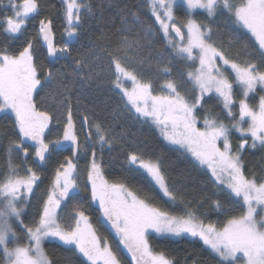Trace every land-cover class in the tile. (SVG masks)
<instances>
[{"label": "snow or ice", "instance_id": "snow-or-ice-1", "mask_svg": "<svg viewBox=\"0 0 264 264\" xmlns=\"http://www.w3.org/2000/svg\"><path fill=\"white\" fill-rule=\"evenodd\" d=\"M60 4L58 41L55 17L41 0H0V119L11 121L0 171V264H54L46 243L66 247L80 264H124L122 250L129 264H180L153 241L184 240L200 243L215 264H264V168L257 176L245 165L250 150L264 153V0H144L151 26L134 17L143 35L128 27L105 45L106 68L77 48L90 0ZM221 18L247 58L216 38ZM147 38H158L163 51L145 58ZM105 80L119 97L113 119L123 113L154 129L169 150L204 171L210 195L188 199L161 158L94 113L74 111L76 84L83 94ZM117 143L124 164L110 179ZM125 173L147 187L130 186ZM92 206L96 224L118 241L115 249L86 214Z\"/></svg>", "mask_w": 264, "mask_h": 264}, {"label": "trees", "instance_id": "trees-1", "mask_svg": "<svg viewBox=\"0 0 264 264\" xmlns=\"http://www.w3.org/2000/svg\"><path fill=\"white\" fill-rule=\"evenodd\" d=\"M44 5L45 12L51 13L55 17V30L57 33V40L61 38L63 32L62 8L60 0H41ZM93 11L88 16V23L85 25V31L80 37V44L77 48L85 56H99L101 59L96 61L100 66L106 68L107 59L101 49L105 45H114L120 38L121 31L128 27H133V32L130 35H135L136 32H143L141 25H132L134 17L138 16L144 25L151 26V21L145 15L147 8L144 6V0H90ZM55 6V7H53ZM179 12V10H178ZM202 19V17H197ZM127 20L128 24L125 25L124 21ZM207 23V21H204ZM219 25L218 28L214 26V30L217 31V39L222 40L224 45L227 46L229 42L235 46L232 49V54L237 52L241 53L242 58H247L243 53V42L236 44L235 37L237 33L233 32L230 27L224 25V20L221 18L216 22ZM2 39V37H0ZM39 48V45H37ZM249 46V51H251ZM163 48L158 42V38L153 42L152 38H147L144 47L142 49V55L147 58L149 55L156 56L158 52H162ZM46 65L47 61H43ZM154 63V61H153ZM59 67V65H58ZM72 65H70L66 71L72 72ZM79 84L73 89V105L74 111L78 108L81 113H94L95 117L103 120L106 124H112L115 127L116 133H123L124 137L128 141L136 142L146 154L159 157L163 161V166L166 172L171 176L172 180L176 183V186L181 188L186 194L187 198L193 201L202 200L205 196L210 195L209 188L211 182L208 180V176L201 169L193 168L188 159L185 158L180 152H174L169 150L166 142L162 141L157 132L150 128L146 124H141L134 119H130L126 114H121V118L113 119L112 113L118 108L119 97L110 91V84L105 80L88 87L83 94H79ZM79 95V104H76V96ZM77 126L79 127V120H77ZM11 121H5L0 119V132L5 135L0 138V171L6 170V159L4 155V146L8 143V138L11 137ZM108 158V153H105ZM264 153L259 150H250L245 154L246 168L254 170L257 176L262 175L261 169L264 168ZM112 164L111 167L106 169L110 172V179L119 178L121 173V165L124 164V154L120 150L119 143L115 145L114 151L111 153ZM83 163V162H82ZM51 169H49V172ZM126 181L133 187H147L142 177L140 176H128ZM86 180V173L81 172V186ZM48 179L47 174L44 177V183L37 191L38 197L42 195L47 187ZM86 193H81V196L86 197ZM159 202V201H158ZM207 207V205H206ZM34 211V209H33ZM72 211V204L70 203L65 210L64 215H68ZM86 214H89L94 224H96L97 217L99 215L93 207L87 208ZM209 217L213 221L222 219L215 213H209ZM98 233L103 237L107 236L109 243L115 249L118 245V241L113 238V235L103 227L96 224ZM153 246L158 250H168L175 254L176 259L180 264H184L185 258L188 260V264H191L193 258L200 260V264H215L210 252L204 249L200 243H189L187 240L181 241L179 244L172 241H153ZM46 250L53 258L54 264H80L79 258L73 254L72 251L66 247H60L56 244H45ZM122 248V246H121ZM124 264H129L130 258L125 250L121 251Z\"/></svg>", "mask_w": 264, "mask_h": 264}, {"label": "rangeland", "instance_id": "rangeland-1", "mask_svg": "<svg viewBox=\"0 0 264 264\" xmlns=\"http://www.w3.org/2000/svg\"><path fill=\"white\" fill-rule=\"evenodd\" d=\"M177 4L178 5H182L183 4V0H177ZM0 115H2V114H0ZM37 197H38V195H37ZM36 201L34 200L33 201V203H35ZM61 215L63 216L64 215V212L63 213H61ZM99 234V233H98ZM125 252H126V250H125ZM129 256H130V254H128Z\"/></svg>", "mask_w": 264, "mask_h": 264}, {"label": "water", "instance_id": "water-1", "mask_svg": "<svg viewBox=\"0 0 264 264\" xmlns=\"http://www.w3.org/2000/svg\"><path fill=\"white\" fill-rule=\"evenodd\" d=\"M93 207V209L95 210V206H92ZM96 211V210H95Z\"/></svg>", "mask_w": 264, "mask_h": 264}, {"label": "flooded vegetation", "instance_id": "flooded-vegetation-1", "mask_svg": "<svg viewBox=\"0 0 264 264\" xmlns=\"http://www.w3.org/2000/svg\"><path fill=\"white\" fill-rule=\"evenodd\" d=\"M66 210V209H65ZM65 212V211H64ZM128 255V254H127ZM128 257L130 258V256L128 255Z\"/></svg>", "mask_w": 264, "mask_h": 264}]
</instances>
